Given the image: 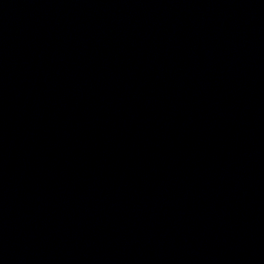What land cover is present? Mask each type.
Segmentation results:
<instances>
[{
  "label": "water",
  "instance_id": "water-1",
  "mask_svg": "<svg viewBox=\"0 0 264 264\" xmlns=\"http://www.w3.org/2000/svg\"><path fill=\"white\" fill-rule=\"evenodd\" d=\"M0 264H264V0H0Z\"/></svg>",
  "mask_w": 264,
  "mask_h": 264
}]
</instances>
